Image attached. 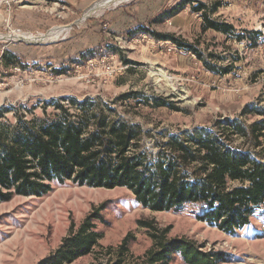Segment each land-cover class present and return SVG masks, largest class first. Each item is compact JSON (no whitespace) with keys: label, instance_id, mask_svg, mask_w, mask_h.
Wrapping results in <instances>:
<instances>
[{"label":"rangeland","instance_id":"1","mask_svg":"<svg viewBox=\"0 0 264 264\" xmlns=\"http://www.w3.org/2000/svg\"><path fill=\"white\" fill-rule=\"evenodd\" d=\"M181 1L20 0L1 6L0 122L52 112L53 101L71 106L70 98L77 104L91 98L140 124L153 156L169 135L218 132L219 122L236 121L249 136L230 133L231 144L264 162V135L256 138L249 129L264 119V0H197L212 19L230 26L228 33L204 28L190 2L168 18L165 13ZM156 100L168 105L158 107ZM101 207L98 245L71 264H140L163 232L220 254L219 264H264V206L232 236L201 221L197 206L153 211L127 188L70 181L54 183L43 197L0 203V264H39L72 226ZM126 237L129 250L121 254ZM170 264L185 263L176 254Z\"/></svg>","mask_w":264,"mask_h":264},{"label":"trees","instance_id":"2","mask_svg":"<svg viewBox=\"0 0 264 264\" xmlns=\"http://www.w3.org/2000/svg\"><path fill=\"white\" fill-rule=\"evenodd\" d=\"M187 2L191 12L201 14L204 28L228 33L230 26L212 19L207 6L197 0H182L165 15L173 18ZM177 43L174 36L157 35ZM197 53V52H196ZM71 106L53 101L54 110L40 116H17L15 123L0 122V203L15 196L43 197L54 183L68 181L94 188H127L144 207L153 211L181 212L188 205L199 207V219L228 235L251 225L264 206V162L248 150L231 144V134L248 137L238 122L218 123V132L183 130L158 145L155 156L144 146L142 126L126 120L113 108L86 98ZM157 106H166L156 100ZM251 135H264V119L253 124ZM103 207L94 210L59 249L39 264H71L91 254L103 233ZM150 225V224H149ZM76 228V229H75ZM155 235V246L140 264H170L179 254L185 264H219L220 254L204 252L186 238ZM126 237L121 254L129 250ZM118 264H122L119 262Z\"/></svg>","mask_w":264,"mask_h":264},{"label":"built area","instance_id":"3","mask_svg":"<svg viewBox=\"0 0 264 264\" xmlns=\"http://www.w3.org/2000/svg\"><path fill=\"white\" fill-rule=\"evenodd\" d=\"M20 0H0V7L5 6L8 8H12L14 4H17Z\"/></svg>","mask_w":264,"mask_h":264},{"label":"bare ground","instance_id":"4","mask_svg":"<svg viewBox=\"0 0 264 264\" xmlns=\"http://www.w3.org/2000/svg\"><path fill=\"white\" fill-rule=\"evenodd\" d=\"M109 2H106V3H110V0H108ZM112 1V0H111ZM111 4V3H110ZM39 38V37H38Z\"/></svg>","mask_w":264,"mask_h":264}]
</instances>
